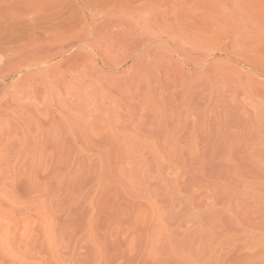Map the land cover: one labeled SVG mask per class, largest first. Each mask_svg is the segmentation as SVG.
<instances>
[{"label":"rangeland","instance_id":"1","mask_svg":"<svg viewBox=\"0 0 264 264\" xmlns=\"http://www.w3.org/2000/svg\"><path fill=\"white\" fill-rule=\"evenodd\" d=\"M84 1L0 0V264H264V0H157L176 86L84 53Z\"/></svg>","mask_w":264,"mask_h":264},{"label":"bare ground","instance_id":"2","mask_svg":"<svg viewBox=\"0 0 264 264\" xmlns=\"http://www.w3.org/2000/svg\"><path fill=\"white\" fill-rule=\"evenodd\" d=\"M90 1L88 3L89 5L84 4L83 8L80 10L81 14L79 16V23L82 24V28L84 29L82 32L84 34L80 36L81 38H79V41L81 42L84 53L101 51L104 47H123L125 49V47L127 48L129 45H131L130 47L135 45L134 47H136V51L139 54L136 61L142 64L145 63L144 69H146V71H143L144 74L141 76V78L144 79L143 82L148 85L149 82L153 80H155L154 82L162 83V81H164L162 78H164L165 80H171L175 86L182 83L181 76L183 70L180 71L177 68L176 57L179 55L190 59L196 57L193 56L194 53L190 49L185 48L181 40H179V31H181V29L179 30L178 27H176L178 21L170 16L160 17L156 12L160 6L159 4L162 5L161 2H157V4V0H150V2H145L143 5L139 4L138 6H133L131 12L127 14L124 13L123 17H119L121 14L118 13L117 10L118 16H116L117 13H114V16H109L107 15L108 13L97 16V14H99L98 10L91 6L92 4H90ZM82 2L87 3L84 0H82ZM166 3L167 2H163L165 5ZM119 5L121 4L119 3ZM122 8L125 9L124 7ZM119 9L120 11L122 10L121 8ZM151 13L154 14V16L152 14L153 17ZM196 30L200 31L202 34L199 40L202 50L199 54H204L206 38L201 27L199 28L196 26ZM154 33L158 35L162 33L170 36L171 40H166L167 42L164 45L161 44L150 47L149 42L152 40V37L154 38ZM110 58L114 60V57ZM139 84L140 82H138V86L141 85ZM175 86L173 85V88Z\"/></svg>","mask_w":264,"mask_h":264}]
</instances>
